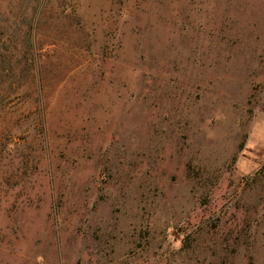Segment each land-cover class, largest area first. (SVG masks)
Listing matches in <instances>:
<instances>
[{
    "label": "rangeland",
    "instance_id": "rangeland-1",
    "mask_svg": "<svg viewBox=\"0 0 264 264\" xmlns=\"http://www.w3.org/2000/svg\"><path fill=\"white\" fill-rule=\"evenodd\" d=\"M0 264H264V0H0Z\"/></svg>",
    "mask_w": 264,
    "mask_h": 264
}]
</instances>
